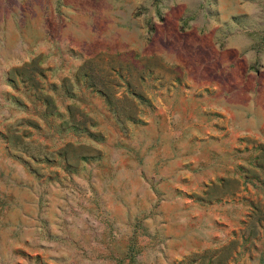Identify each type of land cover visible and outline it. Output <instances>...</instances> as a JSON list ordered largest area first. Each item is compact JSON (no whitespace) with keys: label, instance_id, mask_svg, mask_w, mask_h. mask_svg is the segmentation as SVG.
Wrapping results in <instances>:
<instances>
[{"label":"rangeland","instance_id":"rangeland-1","mask_svg":"<svg viewBox=\"0 0 264 264\" xmlns=\"http://www.w3.org/2000/svg\"><path fill=\"white\" fill-rule=\"evenodd\" d=\"M0 264H264V0H0Z\"/></svg>","mask_w":264,"mask_h":264},{"label":"crops","instance_id":"crops-1","mask_svg":"<svg viewBox=\"0 0 264 264\" xmlns=\"http://www.w3.org/2000/svg\"><path fill=\"white\" fill-rule=\"evenodd\" d=\"M213 99H214V102H215V108H218V99H217V95H214L213 97H212ZM226 99H228L229 100V97H226Z\"/></svg>","mask_w":264,"mask_h":264}]
</instances>
